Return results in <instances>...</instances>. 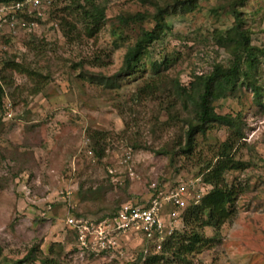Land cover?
I'll return each instance as SVG.
<instances>
[{
	"label": "rangeland",
	"instance_id": "obj_1",
	"mask_svg": "<svg viewBox=\"0 0 264 264\" xmlns=\"http://www.w3.org/2000/svg\"><path fill=\"white\" fill-rule=\"evenodd\" d=\"M151 1L41 0L35 5L25 0L19 3L25 10L11 21L6 16L0 36L2 263L22 260L34 250L35 260L25 264H41L44 257L61 264H128L104 254L77 257L67 217L95 220L124 202H142L152 182L165 187L201 180L199 170L226 140L229 131L214 125L196 134L192 154L183 153L178 146L187 125L179 104L165 93L141 92L156 79L152 61L170 58L163 73L183 85L193 73L228 62L216 39L232 17L215 9L219 0H199L191 11L167 15L168 27L146 49L134 73L117 87L105 84L141 29L153 26L151 19L122 24L118 18L154 13ZM90 2L104 9L96 25L89 17ZM241 9L251 44L264 47V0H247ZM254 58L255 84L264 88V63ZM245 88L213 103L220 115L239 113L243 138L235 142L234 155L241 168L228 171L225 180L244 191L232 218L217 230L203 228L211 241L188 256L191 264H264V113ZM33 197L47 202L35 206ZM188 204L164 210L165 224L171 221L173 231L186 230L182 216ZM48 205L49 210L44 208ZM141 237H123L128 259L136 258L145 244Z\"/></svg>",
	"mask_w": 264,
	"mask_h": 264
},
{
	"label": "trees",
	"instance_id": "obj_2",
	"mask_svg": "<svg viewBox=\"0 0 264 264\" xmlns=\"http://www.w3.org/2000/svg\"><path fill=\"white\" fill-rule=\"evenodd\" d=\"M25 0H0V6H14L23 3ZM153 0L151 5L154 13L138 12L135 15H126L118 18L122 24L130 22H142L151 19L153 26L148 29H141L134 43L127 47L124 53L123 62L118 72L106 78L105 84L109 87H117L120 80L128 78L139 67L142 56L152 42L158 40L164 29L168 27L166 16L179 14L184 11H191L196 8L199 0ZM247 0H219L215 9H224L232 17L229 27L223 29L216 41L218 45L228 54L227 63L216 62L211 69L206 72L193 73L186 85L180 83L177 77H166L163 72L168 71L170 58L165 57L162 61H152L153 78L151 83L142 87L143 90L160 92L167 95L174 104L178 103L181 108L182 121L186 123L183 131V140L179 149L183 153L192 154L195 149V136L198 133H205L206 129L212 126L224 127L229 131L225 141L218 144L211 160H207L205 165L199 170L201 182L209 186L210 189L203 194L199 203L195 206L189 205L182 216V221L186 230L173 231L167 236L161 245V250L156 254H146L141 263L143 254H138L137 264H191L189 255L198 254L207 248L211 239L203 236L202 230L205 227L219 229L222 224L232 218L235 214V201L243 193L244 188L234 181L225 180L228 171L239 169L235 166L234 145L235 142L243 138V126L240 124L239 113L230 115L229 113L220 115L216 113L213 103L220 99L237 95L243 87L249 89L256 104L264 113V88L255 84L254 73L257 69L255 56L260 57L264 63V47H257L251 44V33L245 28L246 13L241 9ZM25 3H28L27 1ZM14 8L6 16L10 21L21 11L23 6ZM91 10L89 17L94 25L100 23L104 17V9L97 7L90 2ZM87 12V11H86ZM258 61V60H257ZM164 66L161 68V66ZM12 68H17V63L9 64ZM20 67V66H19ZM24 73V69H17ZM168 78V79H167ZM158 79V80H157ZM168 87H166V85ZM36 92L39 91L36 87ZM167 90V91H163ZM3 88L0 84V106L3 98ZM173 108V107H172ZM168 114L171 109L167 107ZM171 117L169 120H172ZM176 119V118H175ZM179 120V119H178ZM97 133L91 134L94 140ZM97 152V151H96ZM102 152H97L100 156ZM246 167V165H244ZM157 188L163 187L156 184ZM119 207V206H118ZM117 207V209H118ZM117 209L95 218V221L113 216ZM81 217V215H76ZM31 250L24 259L14 262L0 264H25L35 260ZM41 264H61L59 259L44 257Z\"/></svg>",
	"mask_w": 264,
	"mask_h": 264
},
{
	"label": "built area",
	"instance_id": "obj_3",
	"mask_svg": "<svg viewBox=\"0 0 264 264\" xmlns=\"http://www.w3.org/2000/svg\"><path fill=\"white\" fill-rule=\"evenodd\" d=\"M26 1L36 5L41 0ZM20 6L22 4L19 3L14 6H0V36L2 24L8 14L6 12L13 11L14 8ZM205 186L198 178H190L161 188H157L156 183L152 182L149 190L146 191L147 199L135 203L124 202L119 205L116 213L111 217L95 221L69 215L66 223L74 232V254L81 258L104 254L125 260L128 264L131 262L137 264L138 254L142 253V263L146 254L159 253L163 241L173 233L172 222L165 224L163 212L166 207L182 210L188 203L191 206L197 205L206 192L204 191ZM46 202L47 199L41 197L31 199V203L35 206L40 203L45 205ZM44 208L49 210L50 206ZM128 234L134 236L139 234L142 236L141 239L145 240L142 249L135 255L136 258L128 259V255H125L126 250L129 249L123 237Z\"/></svg>",
	"mask_w": 264,
	"mask_h": 264
},
{
	"label": "crops",
	"instance_id": "obj_4",
	"mask_svg": "<svg viewBox=\"0 0 264 264\" xmlns=\"http://www.w3.org/2000/svg\"><path fill=\"white\" fill-rule=\"evenodd\" d=\"M147 199V198H146Z\"/></svg>",
	"mask_w": 264,
	"mask_h": 264
}]
</instances>
